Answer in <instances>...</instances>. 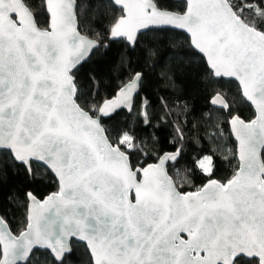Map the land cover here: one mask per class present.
<instances>
[{"label":"snow or ice","instance_id":"6c2138e0","mask_svg":"<svg viewBox=\"0 0 264 264\" xmlns=\"http://www.w3.org/2000/svg\"><path fill=\"white\" fill-rule=\"evenodd\" d=\"M166 42L204 103L157 95L175 137L154 155L119 117L151 124V81L131 54ZM115 43L127 71L102 95L78 73ZM189 139L209 147L181 167ZM218 154L236 161L223 179ZM0 165L57 182L43 199L21 193L22 228L0 214V264L38 252L71 264L76 246L86 264H264V0H0ZM197 171L206 183L182 191Z\"/></svg>","mask_w":264,"mask_h":264},{"label":"trees","instance_id":"16d2710c","mask_svg":"<svg viewBox=\"0 0 264 264\" xmlns=\"http://www.w3.org/2000/svg\"><path fill=\"white\" fill-rule=\"evenodd\" d=\"M82 26L86 27V24ZM126 49L119 43H115L107 51L101 49L94 54L91 60L78 73L81 82L87 83L88 77H97L102 81L101 94L106 95L109 91L115 90L120 83V77L125 75L127 69H121L120 60L124 56ZM131 63L134 69H142L147 74V80L151 81L148 85L146 95L152 102L153 114L151 124L145 128L139 122L135 114L129 115L126 112L121 113L119 117L121 124L127 123L129 127H134L137 136L144 140H151L153 153L162 154L165 151H172L173 145L170 143L175 137V128L173 127L174 118H165L164 112L160 109L157 95L166 96L171 103L175 98H182L187 101L189 106H202L204 101L200 95V85L197 80V73L192 70L186 58L181 62L180 58L175 57L174 51L170 48L169 43H161L156 45L155 54L149 59L147 55L142 56L138 49L131 54ZM155 65V67H152ZM161 70L168 71L169 77L174 81L172 88H165L158 79ZM233 90L235 85H230ZM145 95V93H141ZM245 117L251 115L250 110L245 109L243 112ZM188 134L186 133V136ZM227 136V131L225 133ZM158 141V142H156ZM179 146V145H177ZM232 142L228 143L231 148ZM207 144H198L194 140L189 139L184 144V158L181 160V167L188 165L197 155L205 148ZM214 147V146H213ZM143 161L144 157L141 156ZM231 160V163H229ZM152 163L153 160H148ZM236 161L229 156L225 159L223 156H217V179H223L232 174ZM36 168L35 176L27 174L21 168H13L11 170L4 169L0 165V214L7 217L14 230L22 228L23 209L21 207L23 201L22 192L31 191L37 194L38 198L43 199L49 193L57 190V182L51 173H46L43 168L34 165ZM206 183V177L198 171L191 174L188 178V184L182 188V191H195L197 187ZM38 260H34L33 264H49L50 257L45 252H38ZM87 256L82 246H76L71 258V264H86Z\"/></svg>","mask_w":264,"mask_h":264},{"label":"water","instance_id":"95a60500","mask_svg":"<svg viewBox=\"0 0 264 264\" xmlns=\"http://www.w3.org/2000/svg\"><path fill=\"white\" fill-rule=\"evenodd\" d=\"M128 114V113H127Z\"/></svg>","mask_w":264,"mask_h":264}]
</instances>
